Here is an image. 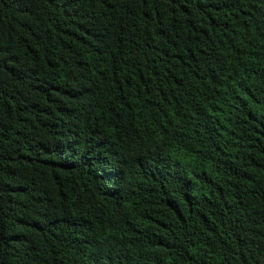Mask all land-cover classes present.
<instances>
[{"label":"trees","instance_id":"1","mask_svg":"<svg viewBox=\"0 0 264 264\" xmlns=\"http://www.w3.org/2000/svg\"><path fill=\"white\" fill-rule=\"evenodd\" d=\"M0 264H264V0H0Z\"/></svg>","mask_w":264,"mask_h":264}]
</instances>
